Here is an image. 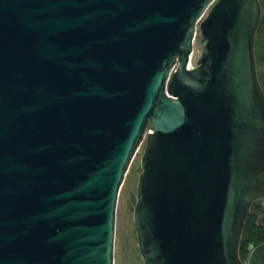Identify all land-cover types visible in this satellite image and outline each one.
I'll return each mask as SVG.
<instances>
[{"label": "water", "instance_id": "obj_1", "mask_svg": "<svg viewBox=\"0 0 264 264\" xmlns=\"http://www.w3.org/2000/svg\"><path fill=\"white\" fill-rule=\"evenodd\" d=\"M260 16L259 0H0V264H113L142 142L143 264H264V242L239 257L264 198Z\"/></svg>", "mask_w": 264, "mask_h": 264}, {"label": "rangeland", "instance_id": "obj_2", "mask_svg": "<svg viewBox=\"0 0 264 264\" xmlns=\"http://www.w3.org/2000/svg\"><path fill=\"white\" fill-rule=\"evenodd\" d=\"M192 44L191 65L196 64L201 51L200 32L198 25ZM257 71H261L256 68ZM144 142L141 143L134 154L124 181L119 190L116 209L113 239V264H143L137 247L136 232L133 222V208L137 179L140 172V158L143 153ZM247 260V259H246ZM246 260L243 262L246 263Z\"/></svg>", "mask_w": 264, "mask_h": 264}, {"label": "trees", "instance_id": "obj_3", "mask_svg": "<svg viewBox=\"0 0 264 264\" xmlns=\"http://www.w3.org/2000/svg\"><path fill=\"white\" fill-rule=\"evenodd\" d=\"M261 6V16L258 29L255 33L254 54L256 61L257 78L260 87L264 93V0H259ZM255 208L258 207H254ZM261 216L260 224L257 223V218ZM264 242V207H260L254 213H249L243 227V232L239 247V256L241 260L247 257V247L252 245L258 246Z\"/></svg>", "mask_w": 264, "mask_h": 264}, {"label": "flooded vegetation", "instance_id": "obj_4", "mask_svg": "<svg viewBox=\"0 0 264 264\" xmlns=\"http://www.w3.org/2000/svg\"><path fill=\"white\" fill-rule=\"evenodd\" d=\"M258 207V208H255V210H254V207ZM262 208V207H264V198L263 199H259V200H256V201H254L253 203H252V205H251V207H250V210H249V213H254L255 211H257L259 208ZM248 213V214H249ZM248 216V215H247ZM247 218V217H246ZM259 219V220H258ZM260 222H261V216H259L258 218H257V223L258 224H260ZM243 232V231H242ZM242 236V235H241ZM240 241H241V239H240ZM239 247H240V243H239ZM247 257H246V259L248 258V256H249V251L247 250ZM240 257V256H239ZM245 259V260H246ZM242 261H244V260H242Z\"/></svg>", "mask_w": 264, "mask_h": 264}, {"label": "built area", "instance_id": "obj_5", "mask_svg": "<svg viewBox=\"0 0 264 264\" xmlns=\"http://www.w3.org/2000/svg\"><path fill=\"white\" fill-rule=\"evenodd\" d=\"M192 67H193V66H192ZM173 70H174V68H172V71H173ZM172 71H171V72H172Z\"/></svg>", "mask_w": 264, "mask_h": 264}, {"label": "bare ground", "instance_id": "obj_6", "mask_svg": "<svg viewBox=\"0 0 264 264\" xmlns=\"http://www.w3.org/2000/svg\"><path fill=\"white\" fill-rule=\"evenodd\" d=\"M194 42V41H193ZM191 57H192V54H191Z\"/></svg>", "mask_w": 264, "mask_h": 264}]
</instances>
